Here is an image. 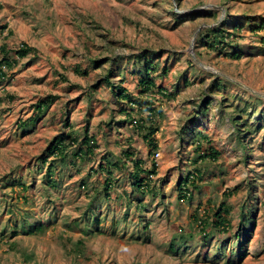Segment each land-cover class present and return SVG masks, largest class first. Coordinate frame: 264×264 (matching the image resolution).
<instances>
[{"label":"rangeland","instance_id":"1","mask_svg":"<svg viewBox=\"0 0 264 264\" xmlns=\"http://www.w3.org/2000/svg\"><path fill=\"white\" fill-rule=\"evenodd\" d=\"M261 23L264 0H0V264H264ZM141 54L171 96L141 92ZM87 127L97 146L81 159ZM61 135L66 162L48 151ZM210 147L216 159L200 158ZM197 170L181 199L179 181ZM223 205L230 226L214 224Z\"/></svg>","mask_w":264,"mask_h":264},{"label":"trees","instance_id":"2","mask_svg":"<svg viewBox=\"0 0 264 264\" xmlns=\"http://www.w3.org/2000/svg\"><path fill=\"white\" fill-rule=\"evenodd\" d=\"M258 28H262L264 27V23H261L260 25H256ZM240 27V24H235L233 27V31L234 29H238ZM224 32V30L221 27H217L215 29H213V34L209 35L210 37V42L211 45H218L220 43H224V34H222ZM227 32V36H231L232 33L230 31H225ZM3 50L6 51L5 49V45H3ZM32 51V48L26 44L23 45V47H21L18 51L17 54L19 55V57H25L27 56L30 52ZM231 56H233L234 58H240L241 57V53H238L237 51H234L231 53ZM138 60L137 62H140V69L144 72L145 76L142 77L141 79V92L143 94H147L148 92L154 91L156 88L158 89V91L160 93H162L163 95H170L169 91H167L166 89L162 88V87H158L157 83L155 81V78L153 76V73L158 69L159 65L156 62L155 59H153V56H149V54H141L138 55ZM1 64H5L6 66H11L13 63V61H10V59H8L6 56L3 57ZM0 77H5V74L2 71V68L0 67ZM104 81L106 82L107 86L112 90V92L118 96L121 99H125L130 103H136V104H141V102L137 99H135L128 91L125 87H123L122 85H117L115 84L111 78L109 74L105 75ZM206 103L208 104V100H205ZM204 101V104H206ZM52 103V101H43L42 103H40L38 105V111L37 113H41L44 110L48 109L50 104ZM148 104H151L150 101L147 102L146 108L150 109L151 114L152 112L155 110L153 109V107L148 106ZM204 104H202L204 106ZM200 105V106H202ZM206 105L205 108L206 109ZM203 109V107H201ZM131 118V117H130ZM33 120V119H31ZM138 124H139V120H137ZM233 122L235 123V125L237 126L236 129L238 130V132L241 134V132L243 131V129H241L239 126H242L245 123V119L242 117H233ZM259 129V127H258ZM158 131L157 127H154L153 125H151L149 127V130L147 131V133L144 135L145 140L148 142V146L150 147L151 151H155L158 149V142L155 138V134ZM257 129L254 130V132H256ZM206 137V136H204ZM246 139H244L245 141ZM66 137L65 136H59L58 138L55 139V142L52 143L49 147H48V151L49 153L52 154H58L60 156H62V160L63 162L67 161V151H66ZM210 142V140H209ZM82 143L84 144L83 146L86 147V149H79L78 152L76 153L77 156H79V158H85V156L88 155V153H93L95 147L97 146V143L93 137V135L91 136L90 134V130L87 127L85 129V138L83 139ZM204 143H202L201 141H198L197 147H196V151L198 153H200V150L203 148ZM244 145V143H243ZM245 147V146H244ZM246 148V147H245ZM210 153H205L204 155L199 154L200 158H204V157H213V159H216L217 155H218V151L215 150L213 147H210ZM47 162V159H44V163ZM142 161L140 160H136V168L137 170L132 174L133 176V180H134V186L136 187V189L140 192H144L143 190L145 188H149V182H147L148 177H143L142 176V171L144 170L142 168ZM118 165V164H116ZM156 168L157 165L156 163L153 164L152 170L147 171L148 172V176L150 173H155L156 172ZM203 176H202V172L200 170H197L196 173H189L187 176L183 177L180 181H179V197L181 199H188L191 196V191L193 188H198L199 184L202 182ZM109 182V181H108ZM229 213V207H225L223 205V207H220L219 210L214 213V215H216L215 218V225H229L230 223L228 222L227 219V215ZM242 223H249L251 221L250 217H245L243 216L241 219ZM203 229H205L208 225L209 222L208 221H203ZM207 237V235H206ZM245 253H242L240 258L244 255Z\"/></svg>","mask_w":264,"mask_h":264},{"label":"built area","instance_id":"3","mask_svg":"<svg viewBox=\"0 0 264 264\" xmlns=\"http://www.w3.org/2000/svg\"><path fill=\"white\" fill-rule=\"evenodd\" d=\"M158 155H159V153H158Z\"/></svg>","mask_w":264,"mask_h":264}]
</instances>
